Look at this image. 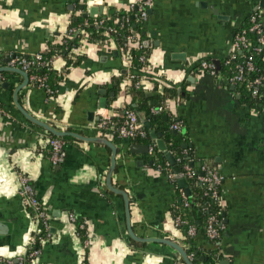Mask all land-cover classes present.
Instances as JSON below:
<instances>
[{
    "label": "crops",
    "instance_id": "crops-1",
    "mask_svg": "<svg viewBox=\"0 0 264 264\" xmlns=\"http://www.w3.org/2000/svg\"><path fill=\"white\" fill-rule=\"evenodd\" d=\"M104 1L100 5L96 0H0V67L8 66L13 57L41 55L52 44L65 42L70 29L77 31L73 20L89 18L96 25L128 9L126 0ZM153 2L144 24L149 62L139 74L152 72L160 84L155 88L145 76L141 78L147 105L152 113L159 90L165 84L176 86L181 98L166 102L162 121L182 122L187 134L182 146L192 155L191 167H212L223 177V235L214 244L199 233L195 244L206 254L214 252L215 264H264V108L256 114L249 112L239 103L235 84L228 87L221 78L199 71L203 61H221L230 54L236 30L245 18L261 10L264 0ZM94 8L103 12L89 16ZM76 36L78 47L86 46L78 52L84 55L81 65L67 70L62 57H53L52 68L62 72L56 95L29 79L19 93L20 104L59 131L114 144L118 153L111 184L129 195L135 235L169 238L184 249L173 216L179 193L167 174L154 167L150 143H117L96 128L104 116L117 119L123 111H137L142 105L124 92L132 86L131 64L124 62L121 47L109 36L100 44L91 43L85 31H77ZM24 81L19 74L0 73V100L6 113L0 116V218L12 224L10 235L0 239V256L15 258L33 240L34 211L19 195L23 174L47 206L54 235L41 247L37 264H185L171 247L131 239L124 198L107 185L110 147L72 136L61 138L65 161L52 164L48 139L55 136L28 121L15 104L14 92ZM139 117L159 151L160 142L168 151L164 126L141 111ZM71 214L86 223L87 249L83 247L86 235L70 222ZM193 218L200 223L198 213Z\"/></svg>",
    "mask_w": 264,
    "mask_h": 264
},
{
    "label": "trees",
    "instance_id": "trees-1",
    "mask_svg": "<svg viewBox=\"0 0 264 264\" xmlns=\"http://www.w3.org/2000/svg\"><path fill=\"white\" fill-rule=\"evenodd\" d=\"M138 12L137 11H118L114 14L109 15L105 19L104 24L94 25L93 21L91 22L89 18L81 17L76 21H72L71 25L76 27L78 34L80 31H85L89 34V41L91 43L100 44L105 41V38L109 36L112 38L118 46L121 47L123 54L133 53L134 59L131 61V69H129V76L132 79V86L127 93L128 95L133 96L134 98H138L139 102L142 105H139L137 111L133 108H129L127 110L134 111L139 120V112H143L146 118L151 119L153 123L159 121V124L164 126L163 131L165 132V140L168 144V151L172 154L175 160V167L179 170V174L181 178L184 179L187 183L186 190L188 194L184 192L178 186V177L174 172V167L169 163L166 154L160 152L156 144L151 138V135L147 131V135L145 138H137V139H126L121 140L117 137L118 132L117 128L110 127L111 129L108 132H113V138L117 141H144L146 143H150L149 145H154L155 154L151 157L153 161L154 167L157 168L158 165H161L163 170L161 172L167 174L168 169L173 172L176 177L173 180V184L176 186L177 191L179 193L175 207H173V216H180L182 220L185 222L184 224L178 225V228L181 232L182 239L179 242L184 246V250L187 252V255L192 254L193 264H215V254L214 252L206 254L203 249H200L195 244V238L197 234L203 235L207 241L216 244L222 237L224 229L226 227L224 221V208L220 201L221 199V186L217 188V193L219 196V200H215L212 197V193L210 191V187L207 185L201 184L197 180V176H200L203 172L202 169H198L195 167H191L192 155L189 151H186L183 148V143L187 139V134L184 131V127L182 126L181 121H172V123H164L162 121V113L152 116L151 113L152 107L147 105L145 94L143 90L140 88H136L135 84L142 80L141 78L145 76L146 80L149 82H153L155 88H158L160 84L159 78L157 79L154 73H147L141 77L139 72H144V68L146 67L144 63L139 61L140 56H145L147 62H149V54L148 49L145 47V35H144V24L145 22H139L137 20ZM253 16H259L264 21V8L258 11H255L250 16L245 18L241 24V26L236 30L235 36L242 35L245 37L246 42L250 45L248 48L243 49L241 52L236 53V57L231 59L230 54L220 61L219 70H214V76L217 78H221L227 83V86L230 87L233 83V77L238 73V67H244L247 63V59L249 57L253 58L254 69L252 71L246 70L243 75V80L235 83V93L239 95V103L242 107L247 108L249 112L256 114L261 112L264 108V45L260 42V40L264 37V27L262 24V32L259 33L257 31H253L252 28L254 23L251 21ZM89 19L88 24H84L85 20ZM71 26V27H72ZM128 37H132L133 40H128ZM79 38L76 35L69 36L65 42L52 44L50 49L41 54L43 57V61L47 64L39 63V65L35 68V75L39 77H45L46 83L48 87L53 91V95H56L58 92V81L60 76H62V72H58L52 68V58L62 57L66 62L67 70L71 68H75L81 65L83 61V56L81 53L76 54L74 48L78 47ZM209 63H214L212 60H207ZM199 71H202L204 74H210L211 70H203L199 67ZM256 79H260L262 81L259 85H254ZM161 84L162 81H161ZM0 82V93L2 92ZM36 86V85H34ZM254 91L256 93L254 94ZM126 94V93H125ZM181 95H179L177 87L172 84H165L162 89L159 90L157 96L155 97L156 108L159 109L166 108L165 104L168 100L171 99H179ZM0 107L3 108V104L0 100ZM154 117V118H153ZM124 111L118 118L113 119V123L121 124L124 121ZM176 123H179L180 129L172 131V126ZM107 132V133H108ZM115 141V142H116ZM188 166L195 172L196 177L188 178L184 167ZM208 170H213V168H207ZM184 197H186L188 206H185ZM198 213L200 215V223L197 222L196 219L193 218V214ZM212 215H217V222L214 227L219 231V237L211 240L207 236V229L209 226V220ZM190 226H193L197 229V234L193 237L188 235V229ZM184 263V262H183Z\"/></svg>",
    "mask_w": 264,
    "mask_h": 264
},
{
    "label": "built area",
    "instance_id": "built-area-1",
    "mask_svg": "<svg viewBox=\"0 0 264 264\" xmlns=\"http://www.w3.org/2000/svg\"><path fill=\"white\" fill-rule=\"evenodd\" d=\"M115 3H118L119 0H113ZM127 6L129 11H137L138 16L137 20L139 22L143 21L146 22L149 13L152 10L154 6L153 0H126ZM97 4L103 5L105 4L104 0H96ZM251 21L254 23V26L252 28L253 31H257L259 33L262 32V24L263 20L259 16H253L251 18ZM96 25L102 26L104 24L103 20H98L95 22ZM69 36L77 35V31L74 29H70L68 31ZM128 40H133L132 37H128ZM260 42L264 45V37L260 40ZM249 43L246 42V39L242 35H237L232 42L231 50H230V57L231 59H234L236 57L237 52L243 51V49L249 47ZM86 46L79 45V47L76 49V52H81L83 49H85ZM132 59H134L133 53L124 54V62L126 64L131 63ZM139 61L144 63L145 65L148 64L145 56H140ZM39 63L47 64L43 61V57L39 55H35L32 57H13L10 59L8 63V67L11 68H18L23 71H26L29 73V79L30 83L32 85H36L39 88L45 89L48 94H53V91L48 87L46 83L45 77H39L38 75H35L34 71L35 68L39 65ZM201 68L203 70H211L210 74L214 75V70L216 69V66L214 63H209L208 61H203L201 63ZM147 69V67H146ZM254 69L253 64V58L249 57L247 59V63L244 67H238V73L236 76L233 77V83H238L243 80V75L246 70L252 71ZM262 81L260 79H256L254 82V85L261 84ZM141 84L140 82H137L135 84L136 88H140ZM256 91H254V94ZM163 111L162 108L159 109H153L152 114L157 115ZM6 114L4 109L0 107V116ZM124 121L119 125L113 123V120L109 116H104L99 123L97 124L96 128L102 135L107 136H113V132H108L110 127L117 128L118 135L117 137L121 140L126 139H137V138H145L146 137V131L143 127V124L139 120L137 114L132 110H125L124 111ZM173 130H179L180 125L179 123H176L172 126ZM108 132V133H107ZM114 137V136H113ZM48 144L50 146V161L53 165L58 166L61 163L65 161L66 157V150H65V141H63L61 138L57 137H49ZM149 153L151 156H154L155 154V148L154 145L149 146ZM157 169L159 171H162L163 168L161 165L157 166ZM184 170L186 172V175L188 178H194L196 177L195 172L191 169V167L185 166ZM167 176L170 180H174L176 175L171 172L170 169L167 170ZM202 174L200 176H197V180L203 184L210 187V191L212 193V197L215 200H219V196L217 193V188L221 186L223 183V177L219 173L217 169L213 170H206L202 169ZM19 182H20V190L19 195L24 200V202L30 206L34 214L31 217L32 225L35 226L34 230V236L31 244L28 247H24L23 251L19 253L15 258H4L0 256V264H37L38 258L41 257L42 250L41 247L44 245V243L51 241L54 237L52 231H51V225H50V218L47 210V206L45 203H43L37 196L34 187L32 186L30 179L20 174L19 176ZM185 206H188V202L186 197H184ZM69 220L71 223L75 224V227L78 231L86 235V223L84 221H81L77 219L73 214L69 215ZM176 223L177 225L184 224L185 222L182 220L180 216L176 217ZM217 215H212L209 220V226L207 229V236L214 240L219 237V231L214 227L215 223L217 222ZM197 234V229L193 226H190L188 229V235L193 237ZM84 235V236H85ZM29 243V242H28ZM90 241L88 239V236H85V241L83 243V247L85 249L89 248ZM188 258L190 261L193 259V255H188Z\"/></svg>",
    "mask_w": 264,
    "mask_h": 264
},
{
    "label": "water",
    "instance_id": "water-1",
    "mask_svg": "<svg viewBox=\"0 0 264 264\" xmlns=\"http://www.w3.org/2000/svg\"><path fill=\"white\" fill-rule=\"evenodd\" d=\"M264 5L262 4L260 9H263ZM97 8H94L90 11L89 16H95L96 13L98 12H103V9H99L98 11L96 10ZM214 64L216 66V70H219L220 68V61L216 60L214 61ZM0 73H16L21 75L24 78V82L22 85H20L14 92V101L15 104L17 106V108L19 109V111L23 114V116L30 122H32L33 124L42 127L43 129H45L48 133H50L51 135L55 136V137H59V138H65V137H75L81 140H85V141H90V142H102L105 145H107L108 147H110L112 149L113 155H112V165H111V172L109 173L108 179H107V185L110 191H112L113 193L117 194V195H121L124 198L125 201V209H126V218H127V226H128V231H129V235L131 237V239H133L134 241L137 242H141V243H157V244H162V245H166L168 247L173 248L174 250H176L181 258L183 259V261L185 262V264H193L187 255V252L179 245L177 244L175 241L169 239V238H151V239H143V238H139L135 235L132 225H131V208H130V204H131V200L129 198V195L122 190L116 189L115 187L112 186L111 184V176H112V172L114 171L115 167H116V156L118 153L117 148L115 147L114 144H112L111 142H108L107 140L104 139H87L85 137H82L76 133H70V132H65V131H59L58 129L54 128L53 126H51L50 124L36 118L34 115H32L31 113H29L27 110H25L23 108V106L20 104L19 102V93L26 88L29 85V73L26 71H23L21 69L18 68H11L8 66H3L0 67ZM8 84H4V87H7ZM103 102V101H102ZM101 108L105 109L106 105L105 104H101ZM97 126V125H96ZM146 126L149 127V124L146 123ZM175 133V131H173ZM159 148L162 152H164L166 154V157L169 161V163L174 167V172L176 173L178 179H179V185L181 188L185 189L186 194H188V191L186 190V186L187 183L184 179L181 178V175L179 174V170L175 167V160L174 157L172 156V154L170 152L167 151V147H165L163 142L159 143ZM12 232V224L8 221L3 220L2 218H0V239L3 236L6 235H10V233ZM222 264H227V263H222Z\"/></svg>",
    "mask_w": 264,
    "mask_h": 264
}]
</instances>
